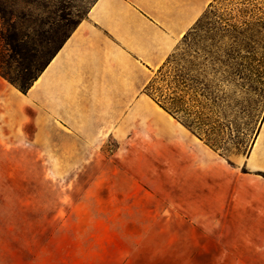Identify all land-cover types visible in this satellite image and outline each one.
<instances>
[{"label":"crops","instance_id":"1","mask_svg":"<svg viewBox=\"0 0 264 264\" xmlns=\"http://www.w3.org/2000/svg\"><path fill=\"white\" fill-rule=\"evenodd\" d=\"M214 1L95 0L25 94L62 133L119 142L106 162L123 172L89 174L72 208L87 229L78 264H264V117L247 154L228 160L145 92ZM145 197L167 200V234L145 219Z\"/></svg>","mask_w":264,"mask_h":264},{"label":"rangeland","instance_id":"2","mask_svg":"<svg viewBox=\"0 0 264 264\" xmlns=\"http://www.w3.org/2000/svg\"><path fill=\"white\" fill-rule=\"evenodd\" d=\"M45 2L42 19L55 12L52 18L69 34L95 0ZM176 56L174 68L189 70L215 100L224 126L212 144L228 160L246 155L264 117V0L214 1ZM15 88L0 76V264H78L73 249L87 229L73 226L72 208L93 186L89 174L123 172L121 163L106 162L119 154V142L106 137L90 143L62 133L54 118L41 116ZM61 175L69 178H55ZM149 200L145 210L155 207L154 213L145 211V219L158 220L165 235L167 200ZM187 230L201 234L199 227ZM183 231L176 228L177 235Z\"/></svg>","mask_w":264,"mask_h":264},{"label":"trees","instance_id":"3","mask_svg":"<svg viewBox=\"0 0 264 264\" xmlns=\"http://www.w3.org/2000/svg\"><path fill=\"white\" fill-rule=\"evenodd\" d=\"M212 6L213 3L209 8ZM46 9L45 0H0V76L23 94L28 93L75 29L68 34L52 18L55 12L49 11L52 15L42 19ZM176 58L174 52L145 92L160 108L217 151L211 137L222 130L224 123L219 112L213 109L215 100L200 89L201 83L189 70L174 68Z\"/></svg>","mask_w":264,"mask_h":264},{"label":"bare ground","instance_id":"4","mask_svg":"<svg viewBox=\"0 0 264 264\" xmlns=\"http://www.w3.org/2000/svg\"><path fill=\"white\" fill-rule=\"evenodd\" d=\"M222 175H223V173H222ZM225 175V174H224ZM227 175H229V174H227ZM213 176H214V174H213ZM215 177V176H214ZM219 177V176H218ZM226 177V176H225Z\"/></svg>","mask_w":264,"mask_h":264}]
</instances>
